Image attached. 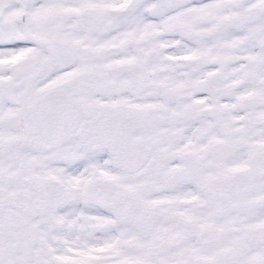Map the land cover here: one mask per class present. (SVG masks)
I'll return each mask as SVG.
<instances>
[{"label":"snow or ice","instance_id":"1","mask_svg":"<svg viewBox=\"0 0 264 264\" xmlns=\"http://www.w3.org/2000/svg\"><path fill=\"white\" fill-rule=\"evenodd\" d=\"M0 264H264V0H0Z\"/></svg>","mask_w":264,"mask_h":264}]
</instances>
